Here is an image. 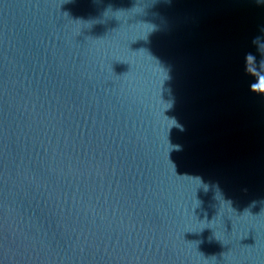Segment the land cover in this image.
<instances>
[{
    "label": "water",
    "instance_id": "water-1",
    "mask_svg": "<svg viewBox=\"0 0 264 264\" xmlns=\"http://www.w3.org/2000/svg\"><path fill=\"white\" fill-rule=\"evenodd\" d=\"M0 264H264V0H0Z\"/></svg>",
    "mask_w": 264,
    "mask_h": 264
}]
</instances>
